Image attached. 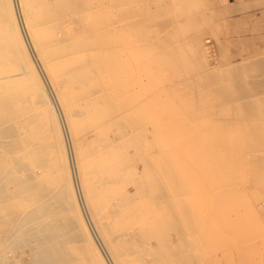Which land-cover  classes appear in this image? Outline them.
<instances>
[{"label":"bare ground","instance_id":"bare-ground-1","mask_svg":"<svg viewBox=\"0 0 264 264\" xmlns=\"http://www.w3.org/2000/svg\"><path fill=\"white\" fill-rule=\"evenodd\" d=\"M163 1L0 0V264H169L187 240L166 242V229L188 230L192 207L210 203L222 207L199 222L218 236L233 226L238 246L246 226H264L262 97L244 86L246 64L186 62ZM178 191L190 197L168 218ZM140 245L144 263L132 259Z\"/></svg>","mask_w":264,"mask_h":264},{"label":"rangeland","instance_id":"rangeland-1","mask_svg":"<svg viewBox=\"0 0 264 264\" xmlns=\"http://www.w3.org/2000/svg\"><path fill=\"white\" fill-rule=\"evenodd\" d=\"M165 1H167V3L169 2V3L174 4L172 6H171V4H167V5H170L169 7H173V8H171V11H172V13H174V15L178 16L177 20H179V22L181 24V25H179L180 27L178 26V27L174 28L173 32L177 33L178 34L177 36H179L178 38L182 42L185 43L183 46L184 47L183 52L186 50V52H184V54L186 55V59H188L186 62L193 61L192 59L196 58L194 60L202 59L203 60L202 62H204L206 65H208V63H209V65H211V66L213 65V66L227 67V66H232V65H237V64L238 65L239 64H241V65L246 64V67H245L246 69L244 71L242 70L240 74L244 77H245V75L248 77V81L244 82V83H246L244 86L254 88L255 94L262 97L261 98L262 106L257 109V114L259 117L261 116L260 118H262L264 121V0H221V1H217V2H213L210 0H203L202 2L204 3V5H203V3H201V6H200V8H203L202 9L203 11H197L196 10V12H195V7L192 4L191 5L185 4V8L183 11L181 1L178 3V2H175V0H172V1L164 0L163 2H165ZM187 1L188 0H185V2H187ZM208 1H210V2H208ZM163 2H162V4H163ZM176 5L178 8H180V7L181 8L177 9ZM223 6H226L227 8L223 9ZM201 12H203V13H201ZM183 15L186 16L187 18H184ZM23 22L24 21L20 18V24L21 25H23ZM181 31H183V32L180 33ZM179 33L182 34V37ZM1 39H2V35H0V40ZM27 41L29 44L28 39H27ZM188 55H190L191 57ZM1 56H0V61L2 60ZM253 60L254 61L256 60V61L254 62ZM252 61H253V63H256V65L255 64L253 65ZM224 84H225V87H226V84H227V88L230 87V83L228 85L227 81H225ZM227 88L223 87V90H225V93L228 92ZM75 90H76V88H75ZM75 90H74V92H75ZM78 90H79V88H77L75 93L73 92L74 93L73 96L77 97L76 94L77 95L79 94ZM53 104H54V102H53ZM83 115H86V113H84V114L81 113V117ZM95 116L96 115H91L88 118L92 117V119H94ZM216 128L217 127L212 128V129L213 130L215 129L214 131L217 132V130L219 128H217V129ZM212 129L210 131L214 132ZM199 132L204 133V132H202V130L196 131V132L194 131V134L197 133L196 134L197 137L193 134L195 136V138H194L195 140H196V138L200 139L201 138L200 136L203 137V134L200 135ZM194 136H192V137L190 136L191 137V139L189 138L190 143L195 142V140H192ZM190 140H192V141H190ZM198 141H200V140H198ZM150 145L151 146H149V147L153 148L152 153L153 154L157 153L158 149L156 148L157 147L156 144L152 143ZM97 146H98L97 143L95 145H93V147L90 144L91 150ZM257 149H259V147ZM260 150L262 151V149H259V151ZM193 155L194 154H192L191 156H190V154H185L183 156V158L185 159L186 162H187V158H188V160L191 158L190 161L193 162L194 158L197 159ZM259 155L260 154L256 153V155H254V157H253V158H258V160H256V163H259V158H264L262 155H260V156ZM206 157L207 156H204V157L202 156V163L200 164V166L203 167V166L207 165V161H208L207 159H210V158H208V157L206 158ZM204 158H206L207 161L206 160L203 161ZM257 168H258L257 165H255L254 169L252 171H250V173H249V175L251 174L250 177H254V178L258 177L260 171ZM42 172H44V170ZM215 175H216V173H215ZM215 175L213 178H215ZM128 176H129V178L131 177V179H130V183L128 181L127 187H128L129 192H132V194H134L133 193L134 189L132 186L133 183L131 182L132 178H133V174L128 173ZM211 176H213V174ZM210 178H212V177H210ZM242 186L241 187L239 186V188L241 190L238 188V190H240V192H243L246 189L245 186H243V187ZM261 187H259L258 189L264 190V186H261ZM242 188H244V189H242ZM190 190H192V191H190ZM190 190L187 194H189L190 196H192L194 198L195 195L197 194V193H195V191L197 192V186H193V188H191ZM152 194L149 195L150 198H155L156 196H154V195H156V194H153L154 197H152ZM183 194H182V192H179V191H178V193L175 192L174 195H172V198L174 200V202L172 203L173 206L171 205V208L170 207L167 208L164 206V208H165L164 211L168 210L167 213L165 212L168 218L172 216L173 211L176 209V207L174 210L172 209V207L174 208V205L176 206L177 203L179 204L182 201L183 197H186V196L190 197L189 195H185L186 193L184 194V196H183ZM204 194H205V197L210 196V195H207L208 193L207 194L204 193ZM175 197H177V198H175ZM207 197H206V201H207ZM134 198H135L134 201H136L137 199H139V196H137V195L135 196V194H134ZM140 198L144 199L142 197H140ZM141 199H139V200L142 201ZM136 202H138V201H136ZM175 202H177V203L174 204ZM208 203H210V202H208ZM134 204H136V203L134 202ZM150 205H151V203H149L148 206H150ZM208 205L209 204H207L206 206L208 207ZM151 206H152V208L157 207L156 204L151 205ZM206 206H205V209H201V211L203 213L200 216H199L200 209L198 207H196L199 211L196 210L194 212L195 206L192 207L191 216H192V218L194 216V218H193L194 220L192 219L193 220L192 223H195V224L190 225L188 230H186V228L188 226H184V228L186 227L185 229L183 227L182 228L168 227L166 229V234L168 235V237H164V240L166 242L170 241V242H173V244L177 245V241H178L177 239H179V241H180L181 237L186 238L185 240H187V241H191L193 239L191 242L194 244H192L190 242L188 244L186 241L187 245L185 244V246H187V249L189 248V251H191V252L195 248L196 250L194 249L195 252L193 251V253H194V255L196 254V257L194 259V262L192 260H189L191 262H189V261L187 262V260H186L185 262H187V263H185V264H188V263L189 264H191V263L192 264L193 263L194 264H198V263L201 264L200 263L201 261H202V264H257V263H255V260L260 256V254L262 253V250L264 248V226H262V227L261 226H259V227L250 226L249 227V225L246 226V229L252 228V229H250V231H248V232H250L249 233L250 235H248L247 238L244 241H242L243 242L242 246H238L239 244H242V243H239L241 241L239 239H237L236 235H234L233 226H231L227 231L222 232L218 236V235H213L212 227L210 225L205 223L203 226L200 223L201 222L200 220H203L204 218H207V220H208V214L209 213L213 214V211L219 212V210H220L219 208L222 207L220 204L218 206L216 204H214L213 206H215V210H216L215 211L213 208L210 209V207H212L211 203H210L209 208H207ZM219 206H221V207H219ZM207 209H208V211H207ZM209 209H210V211H209ZM146 212L148 213V211H146ZM197 213H198V216H196ZM150 215H152V214H150ZM214 215H215V213H214ZM88 216H90V215L88 213H85L86 219L89 218L88 220H90V217H88ZM210 216L211 215L209 214V217ZM200 218H202V219H200ZM243 227L245 228V225ZM173 228H175V229H173ZM176 229L177 230L178 229L179 230L184 229V230H180V231L178 230L179 231V233H178L176 231ZM189 234H191V235H189ZM222 234H223V236H222ZM183 235H184V237H183ZM204 236H206V237H204ZM212 236H214V238ZM148 237H150V236H147V238ZM151 237H150V239L148 238V241L150 240L149 243H152V245H153L156 243V240L154 238H151ZM222 237H224V238H222ZM216 238H219V239H216ZM234 238H235V240H234ZM148 241H147V244H149ZM179 241H178V243H179ZM214 241H216V242H214ZM214 243H215V246H214ZM232 243H233V245H232ZM189 245H191V246L189 247ZM192 245H193V247H192ZM140 246H138L139 248H136L132 252V253L135 252L134 255H132V253L129 255H132V259H135V260L139 259L138 261H140L141 258L143 259V257H144V259L142 260L144 263L146 259L150 260L152 256L150 253H148L149 249H147V248L143 249L142 247H145V246H141V247ZM211 246H214V248ZM141 248H142V250H141ZM138 249H140L141 252L144 251V255H141V253ZM187 249L185 247L184 248L182 247L183 251H181V250H179V251L185 252ZM177 251H178V249H177ZM179 251L177 253L180 256L181 253H179ZM229 252L231 253L230 254L231 257L230 256L228 257ZM161 253H164V252H161ZM142 254H143V252H142ZM162 255H165V253ZM176 255L177 254H175V256H174L175 260L177 258H179V256L177 255L178 256L177 257ZM161 257H163V256L160 255L158 258H161ZM181 257H182V255L179 258L180 262L182 261ZM216 257H218V258H216ZM162 259H164V258H162ZM174 259L173 258L170 259L168 263L169 264L180 263V262H178L179 259H177V261H175ZM199 260H201V261H199ZM131 261L134 263V260H131ZM167 261L168 260H166V262ZM160 262H162L161 259H160ZM166 262L163 264H166Z\"/></svg>","mask_w":264,"mask_h":264}]
</instances>
